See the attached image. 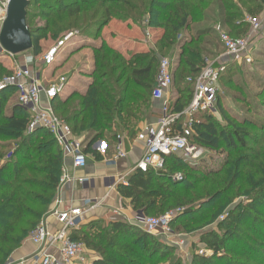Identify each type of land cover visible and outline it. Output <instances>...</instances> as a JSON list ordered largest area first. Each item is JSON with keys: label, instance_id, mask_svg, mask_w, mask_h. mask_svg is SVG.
I'll list each match as a JSON object with an SVG mask.
<instances>
[{"label": "trees", "instance_id": "obj_1", "mask_svg": "<svg viewBox=\"0 0 264 264\" xmlns=\"http://www.w3.org/2000/svg\"><path fill=\"white\" fill-rule=\"evenodd\" d=\"M263 10L264 0H29V52L40 54L42 40L73 28L83 39H98L112 19L157 32L154 48L129 56L104 40L95 45L86 91L52 101L54 113L72 133L85 134L83 153L100 160L91 149L94 142L113 139L123 130L135 132L146 115L159 55L176 56L172 85L178 96L172 110L179 113L193 92L187 79L193 80L207 59L202 54L211 41L202 36L218 38L222 29L237 37L245 35L247 17L255 19ZM34 19L44 22L35 26ZM203 22L218 28L194 26ZM185 32L192 33L186 37ZM10 72L0 64V77ZM13 96V88L0 92V138L20 140L11 148L0 147V264L49 211L63 166L62 149L47 130L27 132L28 114L18 105L3 110V102ZM262 97L264 86L257 95L258 100ZM260 104L264 106V101ZM216 106L225 125L219 128L214 115L198 113L190 138L216 153L211 157L216 166L171 155L165 157L162 169H135L117 190L135 211L146 215L179 209L170 229L198 234V241L211 251L193 253L188 264H264V121L249 131L230 120L218 100ZM175 172L180 179L173 178ZM223 213L226 216L218 220ZM83 226L72 238L93 253L90 264H181L177 256L167 259L173 247L126 221L97 219L86 225L87 231Z\"/></svg>", "mask_w": 264, "mask_h": 264}, {"label": "built area", "instance_id": "obj_2", "mask_svg": "<svg viewBox=\"0 0 264 264\" xmlns=\"http://www.w3.org/2000/svg\"><path fill=\"white\" fill-rule=\"evenodd\" d=\"M9 0H3L0 6V27L6 16ZM248 23L253 29L258 27L257 20L248 17ZM77 32H70L59 39L55 44L46 48L38 55L32 52L23 53L22 63L16 64L10 74L0 77V92L14 89L15 103L28 114L27 132L37 128L47 130L60 147H65L72 157L73 171L68 173L62 169L60 183L75 181L84 189L91 186L89 177L78 174L86 165V156L83 153L81 138H74L69 125L60 119L53 111L52 101L61 96L66 86V80L60 78L45 85L43 69L56 62V58ZM218 38L224 52L216 60H205L197 75L187 81L193 85V92L188 105L181 112H171L168 102L161 106L159 119L152 124H146L137 133L136 138L144 143V150L140 155L135 168L143 172L151 168L162 169L167 156H176L197 162L204 156L205 149L193 141V127L198 113L206 112L216 115L217 111V81L229 64L240 60L251 63V44L249 37H232L226 32L219 31ZM11 55V54H9ZM173 84L171 61L161 57L151 91L153 100H164ZM127 155L123 148V139L116 137L114 160L123 159ZM174 179L180 178L175 175ZM105 190L113 189L116 184H125L123 178L114 181L109 175L101 177ZM104 197L85 198L80 205L64 208L49 209L44 217L31 231L27 241L35 249L16 264H85L84 244L72 238V234L80 228L86 215L102 205ZM60 203L57 198L53 203ZM179 209L160 216L146 215L142 210H136L132 223L143 231L157 234L159 231H169V224ZM198 254L209 255L211 251L206 247H199Z\"/></svg>", "mask_w": 264, "mask_h": 264}, {"label": "rangeland", "instance_id": "obj_3", "mask_svg": "<svg viewBox=\"0 0 264 264\" xmlns=\"http://www.w3.org/2000/svg\"><path fill=\"white\" fill-rule=\"evenodd\" d=\"M2 3H3V0H0V6ZM33 8L38 9V7L36 6H33ZM261 13L258 15V17L255 18V20H257L258 22V27L256 29H253L252 25L249 23L247 33L245 35H242V37L243 36L249 37L248 41L251 44V50H252L251 63L246 64L240 60L238 61L235 59V61L232 62V64H229L228 67H226L225 71L221 74V76L219 77V80L217 81V89H218L217 99L220 102V105L224 108L226 116L238 126L245 125L249 131H254L251 125L258 126L259 121L261 122L264 121V106L260 104L262 103V101H264V97H262L261 100H258L257 98V95L260 93V91H262V88L264 86V14L262 15ZM111 21H115V19H112ZM111 21H109V23L105 26L106 28L104 27L102 31H106V33L110 32L109 29L111 31H115V32L117 31L116 33H118L120 37H127L128 39L135 40V41L141 40L143 42H146L147 40L149 41L151 40L150 37H152V32L150 28L143 30V28L140 27L141 25L137 26L136 24L129 23L127 27L128 29L127 28L125 29L124 26H126L127 24L123 23L122 24L123 26H121V24H113L114 22L110 24ZM43 22H44L43 20L34 19L31 24L35 26H40L43 24ZM194 26L195 27L199 26L203 28L204 27L205 28L206 27H216V29L218 28L213 22H203V23H199L198 25H194ZM220 31L226 32L232 37H237V35L230 34L227 29H222ZM70 32H77L76 36H80L79 30L76 28L66 30L62 32L61 34H59L57 38H54V39L48 38L46 40H42L41 41V44L43 47L42 51H45L46 48L55 44L59 39H61L62 37H64L66 34ZM191 33L192 32H190V34L189 32H185L184 36L188 37L189 35H191ZM238 37H241V36L238 35ZM202 38L206 39L207 41L208 40L211 41V43H209L208 46H206L207 53L205 54L203 52L202 55H205V57L208 60L214 62L213 58L221 56L222 53L224 52L222 44L219 38L217 37L214 38L212 36L206 35V36H202ZM147 43L146 45L148 47L152 46V45H149L150 43L149 44ZM61 51L59 52L55 63H57L58 61H61V57H60ZM22 57H23V54L21 53L15 54V55H9L0 46V64L4 68L8 70H12L16 64L22 63L21 62ZM161 57H164V58L166 57L170 61H172V59H170L168 55H163ZM184 57H188V55H185ZM54 64L48 68L43 69V78H44L45 85H48L49 83L53 81H57L60 78H63L66 81L68 79V75L61 73L62 70L61 71L57 70V72H55L54 75H51V71L54 70V66L57 67ZM157 68H158V62L156 63L155 72H157ZM74 100L75 98H73L72 101ZM3 103H4L3 105L4 111L6 109L10 110L12 106L17 105L15 103L14 98L12 97L9 98L8 102L5 101ZM215 117L217 121L220 123L219 125L217 124L219 128L222 127L221 125H225L222 117L218 113L215 115ZM223 128L225 127L223 126ZM82 137L84 138L85 134H82ZM19 141H20L19 139L12 140V139L0 138V147L2 145L6 147L9 145L11 148V146H14V144H16ZM247 143L249 145L252 144L249 141H247ZM214 155L216 156V153L206 150L204 153V156L200 158L199 161L204 160L210 166L212 167L216 166L215 161L213 159L211 160V157ZM217 155L219 157V155H222V154L218 153ZM1 161L2 160L0 158V164H1ZM188 162L193 163L190 161ZM62 169H61V174H62ZM175 175H179V172H175L173 174V177ZM41 178H43V176H40V179ZM60 178H61V175H60ZM60 178H59L58 185L61 184ZM177 179H180V178H176V180ZM58 185H57V188H58ZM57 188H56V193H57ZM173 210L175 209L169 208L165 210L163 213L155 214V216L164 215L166 213L172 212ZM114 213H111L110 215L111 220L113 219V217L117 216V214H114ZM225 216H226V213H223L222 215H219L217 219L222 220ZM97 219H101L102 221H104V223L108 222V221L106 222V220L100 217L97 218L96 216L90 214L88 215V217H86L85 221L83 222V225H84L82 227L83 231H87L86 225L91 223V221H94ZM209 227L215 228V225H212ZM32 230L28 232L26 237L22 240L21 244H19L9 253V257H7L5 264H15L18 261L16 260L18 258L17 254H19V252L23 249ZM217 232H220V230H217ZM153 235L157 240H160L161 242L166 243L170 247H173L171 248L173 250L170 251L169 258L167 259H172L177 256L180 258L181 264H188V261L190 260L191 255L195 252L197 253L199 247H205L203 243L198 241L199 240L198 234L173 232L169 228V231L160 230L159 233L153 234ZM85 256L87 258V260L85 261V264H90L94 255L86 246H85Z\"/></svg>", "mask_w": 264, "mask_h": 264}, {"label": "crops", "instance_id": "obj_4", "mask_svg": "<svg viewBox=\"0 0 264 264\" xmlns=\"http://www.w3.org/2000/svg\"><path fill=\"white\" fill-rule=\"evenodd\" d=\"M261 14L263 15L264 12L262 11ZM112 22H114L113 24H121V26H123V23H120L116 20L111 21L110 24H112ZM124 27L126 29L128 27V24ZM109 31V33H106V31H102L101 37L98 39L87 38L86 40L81 38L80 36H76L72 38L67 46L61 51V61L55 63L54 65H56L57 67L54 66V70L51 71V75H54L57 70H62L61 73L68 75V79L66 82L67 84L65 86L64 92L60 96L61 98H66L73 92L84 93L86 91L88 84L91 82L89 73L93 67L92 50L95 45L101 44L103 40L108 45L117 49L125 56H129L132 52L147 51L149 50V48H154V43L157 40V32L152 29V37H150L151 40H147L146 42H143L141 40H131L127 37H120L118 33H116L117 31H111L110 29ZM146 43H150L149 45L152 46L148 47ZM161 56L162 55H159L158 59H160ZM216 58L217 57H214L213 60H216ZM158 59L157 62H159ZM171 59L174 62L173 63L171 61L172 73L174 74L176 56L174 55V57ZM177 96V92L172 85L164 100H153L151 98V105L149 106L146 115H144L143 120H141L137 124L135 132L132 133L128 130H123L117 133L116 137L120 136L123 139V148L127 152L125 158L116 160L113 159L115 155L116 137L111 139L107 136L103 140L94 142L91 146V149L98 153L101 159L96 160L92 156V154H85L86 165L84 169L77 172L78 174L89 177L91 181L90 188L84 189L75 181L58 185L56 198L60 201V203H53L49 209H60L68 206L80 205L81 200L87 197H104L101 207L95 208L94 211L91 210L92 212L90 211L86 215V217L91 214L96 216L97 218L100 217L107 222L111 220V213L115 212L114 214H117V216L113 217V219L127 221L131 224L135 210L130 205V200L127 198H123L119 194L117 190L118 184H116L113 189L105 190L101 181V177H103L104 175H109L114 181H116L118 178H123L124 180H126V177L136 169L135 165L144 150V143L136 138L137 133L146 124L155 123L159 119L161 114V106L164 102L169 103L170 110L171 112H173L172 104ZM73 136L74 138L78 137L83 139L82 134L79 136L73 134ZM60 148L63 151L62 168L64 171L71 173L73 171V168L70 152L65 147ZM34 249L35 247L29 241H26L23 249L19 252V254H17L18 258L16 260L19 261L20 259L25 258ZM25 264L32 263L26 261Z\"/></svg>", "mask_w": 264, "mask_h": 264}, {"label": "water", "instance_id": "obj_5", "mask_svg": "<svg viewBox=\"0 0 264 264\" xmlns=\"http://www.w3.org/2000/svg\"><path fill=\"white\" fill-rule=\"evenodd\" d=\"M29 0H9L6 16L0 27V46L15 55L32 49L31 33L26 24Z\"/></svg>", "mask_w": 264, "mask_h": 264}]
</instances>
